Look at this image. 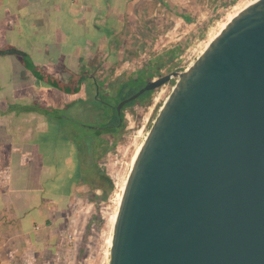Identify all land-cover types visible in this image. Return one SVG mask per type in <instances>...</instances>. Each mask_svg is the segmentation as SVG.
Instances as JSON below:
<instances>
[{"label": "water", "instance_id": "95a60500", "mask_svg": "<svg viewBox=\"0 0 264 264\" xmlns=\"http://www.w3.org/2000/svg\"><path fill=\"white\" fill-rule=\"evenodd\" d=\"M172 79L127 177L109 264H264V0L119 114Z\"/></svg>", "mask_w": 264, "mask_h": 264}, {"label": "crops", "instance_id": "0c3cea01", "mask_svg": "<svg viewBox=\"0 0 264 264\" xmlns=\"http://www.w3.org/2000/svg\"><path fill=\"white\" fill-rule=\"evenodd\" d=\"M138 1L0 0V51L25 54L0 55L3 264L59 263L66 241V226L60 229L59 222L68 223L67 204L88 182L80 178L69 186L62 180V151H79L77 140L67 141L72 134L61 119H70L60 115V106L69 114L72 104L85 103L94 51L110 46V35L124 29L125 16ZM109 56H102L105 62H111ZM85 149L76 177L91 172ZM72 165L70 156L65 158L63 171Z\"/></svg>", "mask_w": 264, "mask_h": 264}, {"label": "rangeland", "instance_id": "374dc122", "mask_svg": "<svg viewBox=\"0 0 264 264\" xmlns=\"http://www.w3.org/2000/svg\"><path fill=\"white\" fill-rule=\"evenodd\" d=\"M242 1V3H241ZM255 0H140L127 16L124 29L110 35V46L94 51V63L87 65L91 74L96 78L98 90L104 95L115 93L121 79L138 70L141 65L155 63L166 64L168 72H183L189 68L229 23L234 8L239 4L254 2ZM134 13V14H133ZM216 27V28H215ZM224 27V28H225ZM96 50V49H95ZM111 62L102 63L103 57L108 56ZM112 55L114 57H112ZM101 61V62H100ZM92 67V68H91ZM62 82H65L62 80ZM177 79H172L166 85L157 89L150 110L147 111L142 124L137 127V118L127 112V125L132 126L124 132H130L127 137L119 138L113 147L105 144L90 145L85 152L86 168H90V179L83 183L76 197L66 209L70 220L67 224L59 222V227L66 226V243L58 264H109L110 247L113 229L120 204L116 201L120 189L125 188L127 177L135 162L148 132L157 118L164 102L172 92ZM95 88L86 89L85 99H95ZM111 102V101H110ZM62 103V102H61ZM82 106V105H80ZM63 118L65 107L61 104ZM93 107L102 109L105 115L109 109L94 102ZM67 116V117H68ZM86 122V121H85ZM92 129L101 127L99 123L91 121L82 123ZM105 124V123H102ZM61 125L69 132L77 134L75 137L83 141L85 136L96 137V131L86 129L72 121L62 120ZM139 130H142L139 132ZM102 137L108 138L106 134ZM85 139V138H84ZM94 140L86 138L85 144ZM92 144V143H91ZM86 145V148H87ZM108 148L106 153L100 154L102 149ZM100 170L110 180L112 191L106 193L100 189L102 182L96 176L95 168ZM62 219V218H61ZM64 219V218H63ZM64 230V229H63ZM55 230L53 239L56 237ZM75 233L73 243L67 236ZM50 246H56L51 243Z\"/></svg>", "mask_w": 264, "mask_h": 264}, {"label": "flooded vegetation", "instance_id": "af4514ba", "mask_svg": "<svg viewBox=\"0 0 264 264\" xmlns=\"http://www.w3.org/2000/svg\"><path fill=\"white\" fill-rule=\"evenodd\" d=\"M101 62V61H100ZM102 63H106L104 60H102ZM166 63V62H165ZM165 63H161L160 65H156L155 63H148L146 65H141L139 67L138 70L132 72L129 77L123 78L121 79L120 83L117 84V89L115 90V93H108L106 95H104L103 93L100 94L98 88V84L96 83V78H93L90 80V88L88 89H92L95 88V99L94 100H85V103H77V104H72V113H70L69 119L70 121H72L73 123H77L79 126H83L86 129H90V130H94L96 131V137L93 136H85L83 138V141L79 138H77V140H81V142H87L86 138L92 137L94 140H92L90 142L89 145H100V144H107L110 148L113 147L115 145V143L117 142V140L119 138H123V137H127V135H130V132H124L125 130L129 129V128H133L132 126H128L126 120H128V110L129 109H133L130 110V114L132 116H135L137 118V127L143 123L144 119H145V115L147 114V111L150 110L151 106H152V101L155 100L156 98H153V95L156 93L157 89L155 90H150V91H146L145 93H143L141 96H139L138 98H136L135 100L131 101L130 103H128L127 105H125L120 114L117 110L118 105L125 99L132 97L133 95H135L136 93H138L141 89L145 88L150 81H153L155 79H159L162 78L170 73L173 72H168L166 70V64ZM121 92L128 93V92H132V94L125 98L122 99L118 104L117 101L119 99V96L121 94ZM111 101V102H110ZM99 103L100 105L108 108L109 114L105 115L104 111L102 109H97L93 107V103ZM82 105V106H80ZM115 111L118 117V123L117 124H113V122H115ZM97 122L99 123V125H101V127H99L100 129H92L91 127H89L88 125H84L82 123L86 122ZM105 123V124H102ZM95 128V127H94ZM142 130H139V132ZM97 132H100L99 135H97ZM106 134L108 136V138H103L102 135ZM77 134L74 132L71 135L72 137H75ZM77 137V136H76ZM75 137V138H76ZM92 143V144H91ZM108 150V148L102 149L100 151V154H104L106 153V151ZM86 152L89 151V148L87 147L85 149Z\"/></svg>", "mask_w": 264, "mask_h": 264}, {"label": "trees", "instance_id": "16d2710c", "mask_svg": "<svg viewBox=\"0 0 264 264\" xmlns=\"http://www.w3.org/2000/svg\"><path fill=\"white\" fill-rule=\"evenodd\" d=\"M81 80L79 81V84L77 86V88H75L74 90L75 91H79V88H80V84H81ZM132 94V92H128V93H123L121 92L120 96H119V99L117 101L116 104H118L122 99H125L127 97H129L130 95ZM118 123V117H117V114H116V111H115V122H113V124H117ZM100 132H97V135H99ZM69 138V137H68ZM70 140H77V138L73 139V138H69L67 141H70ZM76 145H77V148H78V151L79 152H74L73 149L71 148H68L63 152L64 156H61V160H60V168L62 170V175H63V178L62 180H65L67 181V183L69 184V186L71 184H73L74 182H79L81 179L80 178H83V181H87L88 179H90V175L86 174V176H83L82 174L79 176V177H76V171H80V164L82 161V155H81V152L80 150H82L83 147H85V143L82 142L80 143L79 140L76 141ZM84 143V144H83ZM90 144V143H89ZM62 146H65V145H62ZM70 156L71 158V161L73 162V165L71 166V169H66L65 172L63 171V164H64V161H65V158H68ZM95 172H96V176H93L91 180H100L102 182V185L100 186V189L103 190L104 192H106L107 194L110 193L112 191V186H110V180L109 178L105 175V173H103L100 168L98 166H96L95 168ZM68 188V186H67ZM59 192V191H57ZM56 193V192H55Z\"/></svg>", "mask_w": 264, "mask_h": 264}, {"label": "bare ground", "instance_id": "6f19581e", "mask_svg": "<svg viewBox=\"0 0 264 264\" xmlns=\"http://www.w3.org/2000/svg\"><path fill=\"white\" fill-rule=\"evenodd\" d=\"M257 1V0H255ZM242 3V1H241ZM254 2H250V3H244V4H239L237 5L235 8H234V12L233 14L229 17L230 20L229 22L239 13L241 12L243 9H245L246 7H248L250 4H252ZM225 27V26H224ZM224 27H222L224 29ZM216 28V27H215ZM134 164V163H133ZM123 191H124V187L123 189H120V193L117 194V197H116V201L118 202V204L121 203V200H122V194H123Z\"/></svg>", "mask_w": 264, "mask_h": 264}, {"label": "built area", "instance_id": "2783aa9c", "mask_svg": "<svg viewBox=\"0 0 264 264\" xmlns=\"http://www.w3.org/2000/svg\"><path fill=\"white\" fill-rule=\"evenodd\" d=\"M74 236H75V233H69L68 234L67 238H68L70 243L74 242V239H75ZM2 252H3V250H2V246L0 244V264H3Z\"/></svg>", "mask_w": 264, "mask_h": 264}]
</instances>
